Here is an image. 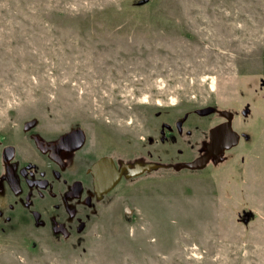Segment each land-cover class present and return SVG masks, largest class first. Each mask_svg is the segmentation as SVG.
<instances>
[{"label": "rangeland", "instance_id": "obj_1", "mask_svg": "<svg viewBox=\"0 0 264 264\" xmlns=\"http://www.w3.org/2000/svg\"><path fill=\"white\" fill-rule=\"evenodd\" d=\"M207 106L239 143L176 171L221 120ZM34 119L172 169L121 185L70 240L1 219L0 264H264V0H0V135Z\"/></svg>", "mask_w": 264, "mask_h": 264}, {"label": "flooded vegetation", "instance_id": "obj_2", "mask_svg": "<svg viewBox=\"0 0 264 264\" xmlns=\"http://www.w3.org/2000/svg\"><path fill=\"white\" fill-rule=\"evenodd\" d=\"M211 115L221 116V120L208 130L197 153L182 163L207 158L206 167L220 164L226 153L234 149L225 151L223 159L215 162L218 156L211 155L209 132L226 120L220 110L207 116ZM26 123L12 137L0 135V220L7 224L20 213L32 218L36 226L48 228L58 240L73 239L87 230L90 221L99 215V208L121 185L158 170L172 169L171 164H163L158 169L141 170L139 166L154 162L153 150H123L106 136L92 138L88 129L78 125L47 135L36 129L37 122L34 126ZM179 123L181 132L183 122ZM162 125L160 133L164 136L165 129L171 128L166 123ZM170 137L168 132L162 142ZM183 170L203 169L179 171Z\"/></svg>", "mask_w": 264, "mask_h": 264}, {"label": "water", "instance_id": "obj_3", "mask_svg": "<svg viewBox=\"0 0 264 264\" xmlns=\"http://www.w3.org/2000/svg\"><path fill=\"white\" fill-rule=\"evenodd\" d=\"M214 112H217V109L212 106H207L202 109L196 110V114L204 117L207 115H210ZM221 115L225 118L226 122L219 124V126H216L212 128L209 132L210 135V143H209V149H211L212 154L218 156V159L215 160L217 163L220 159H223V153L227 150L233 149L235 146L238 145L240 135L232 129V117L233 114L228 111H220ZM37 122L36 119L27 122L26 125L34 126V124ZM178 127L181 128V123L178 124ZM207 158H199L194 161H191V163H177L175 166V169L180 170L183 168L188 169H204L207 165ZM162 167V165L150 162L147 164V166H139L141 170H151V169H158ZM114 186H111V188Z\"/></svg>", "mask_w": 264, "mask_h": 264}]
</instances>
